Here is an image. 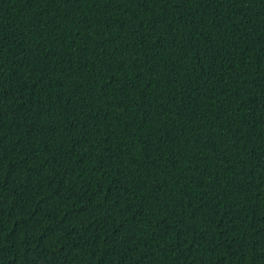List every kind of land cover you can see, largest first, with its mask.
Here are the masks:
<instances>
[{
	"label": "trees",
	"instance_id": "obj_1",
	"mask_svg": "<svg viewBox=\"0 0 264 264\" xmlns=\"http://www.w3.org/2000/svg\"><path fill=\"white\" fill-rule=\"evenodd\" d=\"M0 264H264V0H0Z\"/></svg>",
	"mask_w": 264,
	"mask_h": 264
}]
</instances>
